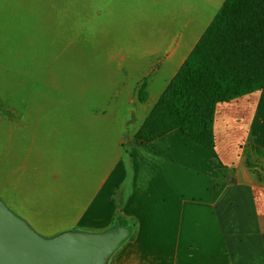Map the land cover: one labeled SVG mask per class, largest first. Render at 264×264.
<instances>
[{
	"label": "rangeland",
	"instance_id": "1",
	"mask_svg": "<svg viewBox=\"0 0 264 264\" xmlns=\"http://www.w3.org/2000/svg\"><path fill=\"white\" fill-rule=\"evenodd\" d=\"M222 2L0 0V214L4 219L19 228L23 219L29 221L31 192L41 201L34 221L66 217L74 192L78 188L86 192L89 179L100 176L116 151L125 152L129 160L133 141L141 142L140 134H150L153 126L146 124L152 110L140 120L127 92L139 74L134 61L136 38L160 40L168 32L178 40L189 29L194 32L191 43ZM137 85L132 98L142 102L146 82ZM90 121L96 122L91 133ZM116 134L124 137L121 144L127 147H121ZM38 170L43 186H13L22 181L24 172ZM127 178L129 186L131 169ZM118 227L115 222L112 229ZM113 233L81 232L54 243L68 237L110 240L95 264H112L119 247Z\"/></svg>",
	"mask_w": 264,
	"mask_h": 264
},
{
	"label": "crops",
	"instance_id": "2",
	"mask_svg": "<svg viewBox=\"0 0 264 264\" xmlns=\"http://www.w3.org/2000/svg\"><path fill=\"white\" fill-rule=\"evenodd\" d=\"M218 10L191 43L189 29L178 40L168 32L160 40L136 38L139 74L127 92L140 120L153 110ZM142 80L146 99L139 102L132 96ZM95 123L87 124L90 133ZM212 130L210 150L173 131L150 143L133 141L129 160L116 151L100 176L89 179L86 192H74L66 217L34 221L41 201L31 192L29 221L23 219L21 228L45 244L81 232L118 230L125 239L112 264H264V89L217 104ZM116 137L127 147L121 144L124 137ZM40 172H24L13 186H43ZM115 214L129 225L113 230Z\"/></svg>",
	"mask_w": 264,
	"mask_h": 264
},
{
	"label": "trees",
	"instance_id": "3",
	"mask_svg": "<svg viewBox=\"0 0 264 264\" xmlns=\"http://www.w3.org/2000/svg\"><path fill=\"white\" fill-rule=\"evenodd\" d=\"M264 89V0H225L153 108L150 143L181 132L191 143L213 149L215 107ZM119 227L129 222L115 214ZM116 231V232H115ZM116 243L125 237L115 230Z\"/></svg>",
	"mask_w": 264,
	"mask_h": 264
},
{
	"label": "water",
	"instance_id": "4",
	"mask_svg": "<svg viewBox=\"0 0 264 264\" xmlns=\"http://www.w3.org/2000/svg\"><path fill=\"white\" fill-rule=\"evenodd\" d=\"M110 240L68 237L47 246L0 214V264H95Z\"/></svg>",
	"mask_w": 264,
	"mask_h": 264
}]
</instances>
